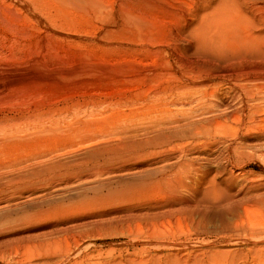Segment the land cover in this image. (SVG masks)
Listing matches in <instances>:
<instances>
[{
    "label": "rangeland",
    "instance_id": "obj_1",
    "mask_svg": "<svg viewBox=\"0 0 264 264\" xmlns=\"http://www.w3.org/2000/svg\"><path fill=\"white\" fill-rule=\"evenodd\" d=\"M218 1L0 0V120L43 124L0 150V264H114L132 248L176 264L227 252L264 264L246 251L264 245V140L241 136L245 117L212 123L197 147L144 145L105 165L87 157L141 143L184 113L187 124L237 108L234 71L250 61L236 58L247 49L203 42ZM46 162L62 167L29 175ZM133 185L143 191L127 195Z\"/></svg>",
    "mask_w": 264,
    "mask_h": 264
},
{
    "label": "bare ground",
    "instance_id": "obj_2",
    "mask_svg": "<svg viewBox=\"0 0 264 264\" xmlns=\"http://www.w3.org/2000/svg\"><path fill=\"white\" fill-rule=\"evenodd\" d=\"M67 1V0H65ZM73 4V3H72ZM83 4L85 5L86 2H83ZM32 6V5H31ZM79 6V5H78ZM77 7V6H75ZM247 8H249L247 10ZM79 9V8H78ZM177 10V9H176ZM179 14L181 15V13H183V11H178ZM65 15V13H64ZM210 15V14H209ZM132 17V16H130ZM207 20H206V26H208V30L206 28V31L208 30L209 32H205L203 39L205 41L203 42H207L206 45H210V47L212 48L214 45L217 46L216 48H231L233 49V45L236 47H240L242 46L243 48L241 49V52H243L244 48L247 49V53L242 54L243 56H241L240 52H238L240 55H238V59L246 58L248 61H250V65L244 69V70H239V69H235L234 74H238L240 75V80H238L237 82H240V85H236L239 92V96H237V98H235L233 101L235 102V106L237 105V108L234 107V109L232 110V112L230 111L227 112L228 110H226V112L223 113H217L218 115L216 116H210L208 117V115L206 114L207 112L209 113V110H207V112L205 113L207 115H205V117H203L204 119H199V121L195 122L192 120V122L187 123V116L188 114L183 113L181 115V117L178 119H174L172 121L169 122H165L164 124H158L159 125V129H157V126L154 128H156V130L152 127V132H151V136H146V139H143V142H138V143H132V144H128L123 146H117V145H103V146H98L95 147L93 149H91L90 151H88L87 157L89 158V160H95V161H102V163L105 165L109 162H112L111 159H114L115 157H119V156H124L125 154H131L133 152L139 151L144 148L142 146H146V145H151L153 146V144H157L158 146H162L164 144L171 145L174 144L176 141V143L179 142H184L187 141V143L192 144V146L194 147L196 144H198L197 142L200 141V139H205L207 138L210 134V129L209 127H212V123H218L216 121H223L222 119H228L230 117H235V116H239L238 118L242 117V118H246L245 120H247V124H243V127L241 125V136H245L246 138L249 136H259L258 138L264 140V0H219L218 1V5L216 10L211 13V15L208 17L207 16ZM127 23V27L128 28H132L135 29L136 28V22L135 20L132 18H128L126 20ZM210 23V24H209ZM207 33V34H206ZM205 44V43H204ZM213 46H212V45ZM211 48L208 47V49L210 50ZM216 50V49H214ZM222 50V49H221ZM221 50H217L218 52ZM234 50V49H233ZM243 50V51H242ZM236 51V50H235ZM233 51V52H235ZM240 51V49H239ZM226 52V51H225ZM229 52V51H227ZM227 52H226V56H227ZM217 54V52H216ZM223 54V53H221ZM220 54V52L218 53V55L222 56ZM231 55V50L230 53ZM228 54V56H230ZM217 55V56H218ZM225 55V54H223ZM236 56V55H235ZM227 58V57H226ZM231 60V59H230ZM233 60V59H232ZM246 61V60H245ZM247 61V62H248ZM238 62V61H237ZM242 63V62H241ZM245 63V62H244ZM244 67V66H243ZM233 73V72H232ZM231 73V74H232ZM233 74V75H234ZM234 75V76H236ZM237 75V76H238ZM233 76V77H234ZM230 77V76H229ZM237 78H234V81ZM1 82V81H0ZM225 83V82H224ZM236 83V82H235ZM234 84V83H233ZM235 86V85H234ZM234 88V90H235ZM183 90V88H182ZM237 91V90H236ZM5 92V91H4ZM228 95V94H226ZM230 96V95H228ZM234 96V94H233ZM1 97V96H0ZM213 97V96H212ZM232 99V96H230ZM229 98V97H228ZM228 100V99H227ZM232 101V100H231ZM230 101V102H231ZM232 101V102H233ZM223 102V101H222ZM231 102V103H232ZM92 106V105H91ZM214 108V107H213ZM215 109V108H214ZM221 109V108H220ZM226 109V108H225ZM211 110V109H210ZM206 110L203 111V114ZM215 111V110H214ZM222 111H224L222 109ZM221 111V112H222ZM212 112V111H210ZM216 112V111H215ZM191 112L190 115L191 116ZM202 113H200L201 115ZM213 114V112L211 113ZM209 114V115H211ZM216 114V113H215ZM176 115V114H175ZM214 115V114H213ZM74 116V115H73ZM196 117V116H194ZM233 117V118H234ZM238 118L236 120H238ZM4 123L3 120L0 123V150H4L7 149L10 146H15V145H19L20 143H23L22 141L24 140V138L22 137V134H24L25 130L27 127H32L35 126L37 128L42 127L43 124H10L8 123L9 121L7 119H4ZM38 121V120H37ZM51 121V120H50ZM219 121V122H220ZM225 121V120H224ZM242 121V120H241ZM183 124H179L182 123ZM56 123V122H55ZM167 123V124H166ZM45 124V123H44ZM51 124V123H50ZM54 125V124H53ZM56 125V124H55ZM210 127V128H211ZM34 128V127H32ZM240 129V130H241ZM42 130V129H41ZM150 130V131H151ZM155 130V131H154ZM46 131V130H45ZM145 131V130H144ZM121 137V136H120ZM256 137V138H257ZM255 138V137H254ZM210 139V138H207ZM213 139V138H211ZM245 139V138H244ZM258 139V140H259ZM260 139V140H261ZM206 140V139H205ZM175 141V142H174ZM132 142V141H131ZM206 142V141H205ZM217 142V141H216ZM225 142V141H224ZM262 144L260 146H262L261 152L264 153V141H261ZM201 143V142H200ZM206 144V143H205ZM235 144V143H234ZM260 144V143H259ZM176 145V144H174ZM237 145V144H235ZM12 146V147H13ZM165 146V145H164ZM166 146V147H167ZM259 146V145H258ZM174 147V146H173ZM197 147V145H196ZM156 148V147H155ZM179 148V147H178ZM227 151L230 154L235 155L234 153H237L238 150L240 151L239 153H243L244 154V150L241 151L240 147H234V146H229L227 147ZM12 149V148H11ZM163 149V148H162ZM165 149V148H164ZM163 149V150H164ZM8 150V149H7ZM6 150V151H7ZM256 150V149H255ZM9 151V150H8ZM168 152H170L169 150H167ZM174 151V150H173ZM177 151V150H176ZM226 151V152H227ZM246 152H248L247 150H245ZM252 151V150H251ZM16 152V151H15ZM20 152V151H19ZM45 152V151H44ZM166 152V151H165ZM172 152V151H171ZM175 152V151H174ZM257 152H260V150H257ZM260 152V153H261ZM149 153V152H148ZM164 153V151H163ZM259 153V154H260ZM3 155H6V152H2ZM161 154V153H160ZM242 154V155H243ZM8 155V154H7ZM47 155V154H46ZM127 155V156H129ZM163 155V154H162ZM166 155V154H165ZM249 155V154H247ZM1 156V155H0ZM238 156V155H237ZM7 157V156H6ZM9 157V156H8ZM46 157V156H45ZM153 157V156H152ZM8 159V158H7ZM259 159L264 163V155L260 156ZM9 160V159H8ZM7 160V161H8ZM1 161V160H0ZM5 161V159H4ZM11 163V162H10ZM19 163V162H18ZM34 163V162H33ZM3 164V163H2ZM5 164V162H4ZM9 164V163H8ZM5 167V168H10L13 169L15 163L9 164ZM22 164V163H21ZM24 164V163H23ZM26 164V163H25ZM111 164V163H109ZM151 164V163H150ZM20 165V164H19ZM31 165V164H30ZM36 166V167H35ZM34 168H30L29 169V175L35 176V175H41L43 173H48L51 172L53 170H55L56 168H60L62 167V165L58 162H56L54 165H52L51 163H38L37 165H35ZM4 167V165L2 166V168ZM18 167V166H17ZM21 167V166H20ZM19 167V169H21ZM33 167V166H32ZM1 168V167H0ZM16 168V167H14ZM114 168V167H113ZM18 169V168H17ZM25 169V168H24ZM15 170V169H14ZM58 170V169H57ZM101 170V169H100ZM163 170V169H161ZM161 170H159L161 172ZM2 171V169H1ZM4 171V170H3ZM59 171V170H58ZM67 171V170H66ZM105 171V170H104ZM122 171V170H121ZM19 172V171H18ZM4 173V172H2ZM6 173V170H5ZM25 173V172H24ZM58 173V172H57ZM1 174V173H0ZM50 174V173H49ZM150 175V174H149ZM61 177V176H60ZM74 177V176H73ZM140 179V177H139ZM149 179V178H148ZM2 181V180H1ZM122 181V180H120ZM147 182V181H146ZM145 182V183H146ZM149 183V182H148ZM147 183V184H148ZM132 184V183H131ZM139 184V183H138ZM137 184V185H138ZM142 184V183H141ZM146 184V185H147ZM127 185V184H126ZM125 185V186H126ZM140 185V184H139ZM144 185V184H143ZM145 187H148L146 186ZM149 185V184H148ZM124 186V187H125ZM142 186V185H141ZM152 187V184L150 185ZM128 187V186H126ZM132 187V186H131ZM130 187V188H131ZM138 187V186H137ZM121 189V188H120ZM119 189V190H120ZM123 189V187H122ZM127 189V188H125ZM117 190V189H115ZM118 190V191H119ZM124 190V189H123ZM120 191L122 193H124V191ZM130 190V189H129ZM147 190V188H146ZM150 190V188H149ZM114 191V190H113ZM128 191V190H127ZM143 188H139L137 189L136 187L131 188L130 192H128L127 195H131L133 193H138V192H142ZM95 192V191H94ZM117 192V191H116ZM115 192V193H116ZM146 192V191H144ZM148 192V191H147ZM112 193V192H111ZM118 193V192H117ZM116 193V194H117ZM115 194V196H117ZM142 194V193H140ZM138 194V195H140ZM144 194V193H143ZM121 195V194H119ZM118 195V196H119ZM125 194H123L124 196ZM58 196V195H57ZM114 196V194H113ZM112 196V197H113ZM126 196V195H125ZM134 197V196H133ZM137 197V195H136ZM122 198V197H121ZM135 198V197H134ZM132 199V198H131ZM37 206V205H36ZM39 210V209H38ZM8 213V212H7ZM98 216V215H97ZM100 216V215H99ZM88 217V216H87ZM38 220V219H37ZM100 220V219H99ZM40 220H38L39 222ZM242 224V223H241ZM244 228V227H243ZM125 229H129L126 232L129 233L131 231V228H125ZM59 231V230H58ZM250 231V230H249ZM238 232V231H237ZM246 231H244L245 233ZM236 233V232H235ZM248 234V233H247ZM246 234V235H247ZM256 234V233H254ZM13 240V239H12ZM20 240V239H19ZM249 245V244H248ZM229 246V245H228ZM177 247V246H176ZM232 247V246H231ZM236 247V246H235ZM251 248L247 249L246 247V251H252V255L251 254H247V255H251V258L254 257L255 260L256 258H262L264 257V245L262 243H254L253 246H250ZM174 248V247H173ZM238 249V247H236ZM241 249V248H240ZM239 249V250H240ZM159 251V249H156ZM155 250V251H156ZM175 251V249H173ZM235 251H237L236 249H234ZM244 250V249H243ZM231 251V250H230ZM4 252V251H3ZM132 252L133 254L131 255L132 257H129L126 260L123 261H117V263L114 264H176L178 262L179 259H171L173 256H171V258L169 257H165L168 256L165 255L164 257H158V256H149L150 254H148L147 258H143V254L142 257L140 254H142V250H138L136 248H132ZM142 252V253H141ZM166 252V251H165ZM169 252V251H167ZM171 252V251H170ZM177 252V251H176ZM221 252V251H220ZM224 252V251H223ZM226 252V251H225ZM224 252V253H225ZM240 252V251H238ZM241 252H243L241 250ZM155 253V252H154ZM153 253V254H154ZM157 253V252H156ZM164 253V252H163ZM189 253V252H188ZM217 252H215L216 254ZM219 253V252H218ZM223 253V254H224ZM230 253V252H229ZM228 252L226 254H228L230 256ZM232 253V251H231ZM235 253V252H234ZM245 253V251H244ZM5 254V253H4ZM160 254V253H158ZM165 254V253H164ZM173 253H171L170 255H172ZM177 254V253H176ZM187 254V253H186ZM237 254V253H236ZM235 254V255H236ZM240 254V253H239ZM146 255V254H145ZM189 255V254H188ZM234 255V254H233ZM235 255L232 257H226L225 254L224 256H220L222 257L220 258H215L218 256L215 255H211V259L212 261H210V263L212 264H234L235 261ZM242 255V254H241ZM246 254L242 255V260H245V256ZM5 256V255H4ZM125 256V255H124ZM140 256V257H139ZM160 256V255H159ZM187 256V255H186ZM193 256V255H192ZM119 257V256H118ZM121 257V255H120ZM146 257V256H145ZM183 257V256H182ZM244 257V259H243ZM87 258V257H86ZM124 258V257H122ZM188 258V257H187ZM209 258V259H210ZM97 259V258H96ZM102 259V258H100ZM119 258H117L118 260ZM185 259V258H184ZM184 259L182 261H184ZM189 259L191 260V257H189ZM208 259V258H207ZM208 259V260H209ZM239 259V258H238ZM18 260V259H17ZM94 260V259H93ZM108 260V258H107ZM241 260V259H240ZM241 260V261H242ZM261 260V259H260ZM6 261V260H5ZM114 261V260H113ZM186 261V260H185ZM188 261V260H187ZM79 262V261H78ZM93 262V261H92ZM95 262V261H94ZM97 262V261H96ZM109 262V261H108ZM172 262V263H171ZM248 262V261H247ZM100 263V262H99ZM98 262L95 264H99ZM102 263V262H101ZM185 263V262H182ZM181 263V264H182ZM188 262H186L185 264H187ZM80 264V262L78 263ZM87 264V263H86ZM94 264V263H93ZM103 264V263H102ZM207 264V263H206Z\"/></svg>",
    "mask_w": 264,
    "mask_h": 264
}]
</instances>
